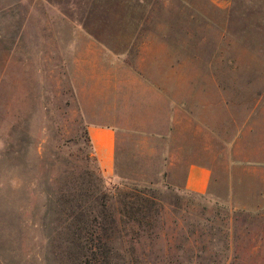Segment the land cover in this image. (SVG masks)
Segmentation results:
<instances>
[{
  "label": "rangeland",
  "instance_id": "374dc122",
  "mask_svg": "<svg viewBox=\"0 0 264 264\" xmlns=\"http://www.w3.org/2000/svg\"><path fill=\"white\" fill-rule=\"evenodd\" d=\"M0 264H264V0H0Z\"/></svg>",
  "mask_w": 264,
  "mask_h": 264
},
{
  "label": "crops",
  "instance_id": "0c3cea01",
  "mask_svg": "<svg viewBox=\"0 0 264 264\" xmlns=\"http://www.w3.org/2000/svg\"><path fill=\"white\" fill-rule=\"evenodd\" d=\"M105 76L101 75V92L115 94V104L108 103L101 109L97 120L89 125L90 140L99 161L106 172L115 170L119 156V130L124 103L129 99L128 91H133L135 79L140 77L123 75L119 64ZM103 77V78H102ZM111 99H109L110 101ZM214 170L211 165L201 162H192L189 166L186 186L194 191L206 192L213 182Z\"/></svg>",
  "mask_w": 264,
  "mask_h": 264
},
{
  "label": "trees",
  "instance_id": "16d2710c",
  "mask_svg": "<svg viewBox=\"0 0 264 264\" xmlns=\"http://www.w3.org/2000/svg\"><path fill=\"white\" fill-rule=\"evenodd\" d=\"M128 201H125V211H127Z\"/></svg>",
  "mask_w": 264,
  "mask_h": 264
}]
</instances>
